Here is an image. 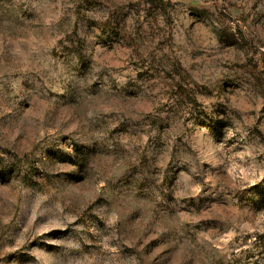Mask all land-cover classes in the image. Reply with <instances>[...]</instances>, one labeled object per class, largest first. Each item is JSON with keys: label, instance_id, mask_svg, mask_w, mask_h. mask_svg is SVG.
<instances>
[{"label": "rangeland", "instance_id": "obj_1", "mask_svg": "<svg viewBox=\"0 0 264 264\" xmlns=\"http://www.w3.org/2000/svg\"><path fill=\"white\" fill-rule=\"evenodd\" d=\"M0 264H264V0H0Z\"/></svg>", "mask_w": 264, "mask_h": 264}]
</instances>
